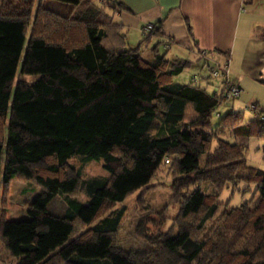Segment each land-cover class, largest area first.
Segmentation results:
<instances>
[{
  "label": "trees",
  "instance_id": "obj_1",
  "mask_svg": "<svg viewBox=\"0 0 264 264\" xmlns=\"http://www.w3.org/2000/svg\"><path fill=\"white\" fill-rule=\"evenodd\" d=\"M2 3L0 246L14 264H264V160L248 166L225 134H250L238 127L241 112L211 125L220 92L174 82L191 62L167 58L159 42L149 60L128 48L112 0H36L33 11L32 0ZM153 25L140 44L157 35ZM260 115L252 124L264 151ZM71 159L100 162L107 176L84 178ZM162 166L178 204L174 225L125 252L115 239L123 208L113 207L142 195ZM13 178L41 189L19 220L3 212ZM240 183L254 185V208L216 201Z\"/></svg>",
  "mask_w": 264,
  "mask_h": 264
},
{
  "label": "crops",
  "instance_id": "obj_2",
  "mask_svg": "<svg viewBox=\"0 0 264 264\" xmlns=\"http://www.w3.org/2000/svg\"><path fill=\"white\" fill-rule=\"evenodd\" d=\"M112 1L119 5L111 10L112 21L121 28L127 47L137 48L145 60L151 58V48L157 42L158 52H164L167 58H181L191 64L199 60L200 51H206L213 62L228 61L227 77L237 82L241 93V85L245 82L254 85L252 80L264 87V0ZM144 24L157 25L158 33L140 44L143 38L140 28ZM211 65V61L202 60L197 67L205 66L209 73ZM258 113L264 114V106L260 108L257 104L251 122L238 126L250 127L248 136L233 130L236 144L245 151L250 138H257L252 121L260 115ZM260 141L262 150L263 140ZM263 160L262 150L260 166Z\"/></svg>",
  "mask_w": 264,
  "mask_h": 264
},
{
  "label": "rangeland",
  "instance_id": "obj_3",
  "mask_svg": "<svg viewBox=\"0 0 264 264\" xmlns=\"http://www.w3.org/2000/svg\"><path fill=\"white\" fill-rule=\"evenodd\" d=\"M35 1L32 0L31 10L35 7ZM102 5V4H101ZM105 6V5H104ZM9 8L6 4L3 5L0 0V12H6ZM199 61V62H198ZM190 64L181 74L174 77V81L197 85L208 94L219 95V80L209 77L208 70L205 66L197 67L202 64V60ZM198 63V65H197ZM197 65V66H196ZM251 79V78H250ZM25 80L29 78L25 77ZM252 80V79H251ZM252 85L243 83L242 93L237 99H227L219 105L211 116V125L230 111L242 113V123L249 124L254 117L253 112L247 107H251L255 103L260 108L264 106V87L252 80ZM220 87V86H219ZM256 105L254 107L256 108ZM189 114V112H188ZM243 124V125H244ZM246 129V126H244ZM227 129V128H225ZM233 132L232 129L225 130V134ZM228 140V139H227ZM230 140H233L231 137ZM261 141L257 138H250L245 151V159L248 166L262 167V150ZM259 147V149H257ZM70 164L74 168L81 171L82 177H106L107 174L102 170L101 163L89 162L81 165L76 159H71ZM172 181L171 172L167 166H162L151 179L148 188L140 195L137 191L126 198L123 202L116 204L113 209L123 208V216L119 224L116 234L118 246L125 252L138 253L142 250V245L146 242L145 235L150 237L158 232H165L173 227L174 219L177 215L178 204L170 191V183ZM205 194L212 192V186L209 183L200 186ZM41 189L30 183H23L13 178L8 187V194L5 198V206H3L4 216L8 220H19L25 218L26 205L32 201ZM254 185L240 183L233 187L226 186L216 197V201L227 207H236L245 202L248 203V209L255 207L257 197L253 196ZM141 197V198H139ZM1 199H0V213ZM213 226H218V219ZM218 230V228H216ZM207 231L212 234L211 226L207 225ZM156 236H154L155 238ZM153 238V239H154ZM0 264H14L3 248L0 246Z\"/></svg>",
  "mask_w": 264,
  "mask_h": 264
},
{
  "label": "built area",
  "instance_id": "obj_4",
  "mask_svg": "<svg viewBox=\"0 0 264 264\" xmlns=\"http://www.w3.org/2000/svg\"><path fill=\"white\" fill-rule=\"evenodd\" d=\"M154 25L153 24H144L141 28V34L142 35H148L152 32ZM199 59L203 61H211L212 65L209 68V74L212 78L220 79V88H221V97L224 100L227 99H237L240 94V88L237 85L236 81H232L227 77L228 73V61L225 60L222 63L213 62L211 58V54L207 53L206 51H200L198 53ZM251 111L256 110L254 105L251 107H247ZM164 163H168L167 159L164 160Z\"/></svg>",
  "mask_w": 264,
  "mask_h": 264
}]
</instances>
